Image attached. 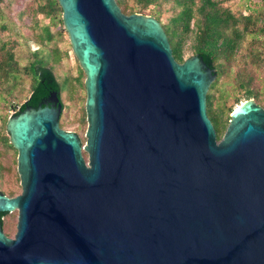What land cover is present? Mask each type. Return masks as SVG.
Segmentation results:
<instances>
[{
  "label": "water",
  "instance_id": "obj_1",
  "mask_svg": "<svg viewBox=\"0 0 264 264\" xmlns=\"http://www.w3.org/2000/svg\"><path fill=\"white\" fill-rule=\"evenodd\" d=\"M57 1L85 142L60 127L56 91L7 118L21 193L0 191V213L18 212L0 264H264V107L242 101L217 139L215 69L178 62L156 17Z\"/></svg>",
  "mask_w": 264,
  "mask_h": 264
},
{
  "label": "rangeland",
  "instance_id": "obj_2",
  "mask_svg": "<svg viewBox=\"0 0 264 264\" xmlns=\"http://www.w3.org/2000/svg\"><path fill=\"white\" fill-rule=\"evenodd\" d=\"M44 0H1L0 2V132L7 135L5 121L12 116L29 97L33 78L30 63L37 57L52 68L61 85L63 105L59 118L60 127L75 132L81 143L85 142L87 127L85 114V74L72 53L68 35L61 21V10L53 16L40 11ZM133 3L128 0V4ZM236 16L249 15V21L241 20L239 26L247 25L233 54L218 61V78L211 89L213 108L221 122L220 138L226 130L234 108L247 99L245 89L251 91L254 102L264 107V0H227L222 2ZM170 4L149 6L144 14L152 15L159 10L161 22L165 23ZM49 26L50 40L43 31ZM191 38L183 46V58L194 54ZM15 66L7 67L9 54ZM6 60V61H4ZM7 67V68H6ZM4 70V71H3ZM213 82L211 83V85ZM213 123L217 125L213 118ZM17 152L0 142V191L7 196L21 193L16 169ZM86 158V155H85ZM17 210L2 218L3 231L13 237L16 231Z\"/></svg>",
  "mask_w": 264,
  "mask_h": 264
},
{
  "label": "trees",
  "instance_id": "obj_3",
  "mask_svg": "<svg viewBox=\"0 0 264 264\" xmlns=\"http://www.w3.org/2000/svg\"><path fill=\"white\" fill-rule=\"evenodd\" d=\"M132 1L133 3L129 5L128 0H116L121 10L126 14L133 12L143 13V11L148 9L151 5L156 6L161 3L170 4L171 6L168 10L171 13L166 17L167 21L165 23L160 21L162 13L159 10L154 11L153 16L161 22L169 39L174 58L178 62L184 60L183 46L187 40L191 38V49L194 54L201 57L209 67L215 69L216 78L213 84L210 85L206 94V111L209 119L214 125L217 139H220L222 127L217 114L221 112V108H218V112L214 110L211 89L218 78V61L221 58H228L233 54L243 33L247 31V25L241 28L239 24L242 19L246 22L249 21V15L236 16L227 7L222 5V2L227 0ZM57 8L61 10L57 0H44L43 4H40V11L51 17ZM43 31L46 36L45 38L50 40L52 36L49 26H44ZM4 64L7 67L15 66L12 53L8 55L7 61L4 62ZM2 66L3 64L0 63V67ZM29 71L33 78L32 91L27 100L19 106L18 110L13 115L24 110L26 106L36 108L52 91L57 92L61 101V85L51 67L46 66L43 60L37 57L30 63ZM245 92L247 99H249L251 97V91L245 89ZM213 118L216 120L217 125L213 123ZM0 142L8 148H13L9 142L8 134L6 135L0 132ZM7 213L8 212L0 213V225L2 229V218Z\"/></svg>",
  "mask_w": 264,
  "mask_h": 264
},
{
  "label": "flooded vegetation",
  "instance_id": "obj_4",
  "mask_svg": "<svg viewBox=\"0 0 264 264\" xmlns=\"http://www.w3.org/2000/svg\"><path fill=\"white\" fill-rule=\"evenodd\" d=\"M44 101H48V96L45 97L40 103H42V102H44ZM40 103H39V104H40Z\"/></svg>",
  "mask_w": 264,
  "mask_h": 264
},
{
  "label": "bare ground",
  "instance_id": "obj_5",
  "mask_svg": "<svg viewBox=\"0 0 264 264\" xmlns=\"http://www.w3.org/2000/svg\"><path fill=\"white\" fill-rule=\"evenodd\" d=\"M239 105H240V104H239ZM239 105H238V106H239ZM238 106H237V107H238ZM237 107H236V108H237Z\"/></svg>",
  "mask_w": 264,
  "mask_h": 264
}]
</instances>
